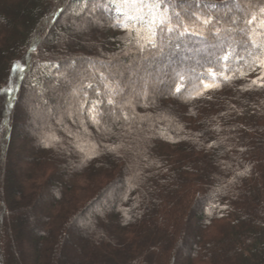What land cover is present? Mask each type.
<instances>
[{"label":"trees","instance_id":"obj_1","mask_svg":"<svg viewBox=\"0 0 264 264\" xmlns=\"http://www.w3.org/2000/svg\"><path fill=\"white\" fill-rule=\"evenodd\" d=\"M52 1L0 0V264H264V67L230 60L197 96L216 37L140 52L110 0ZM201 5L235 43L230 17L264 0ZM28 131L24 166L5 162Z\"/></svg>","mask_w":264,"mask_h":264},{"label":"snow or ice","instance_id":"obj_2","mask_svg":"<svg viewBox=\"0 0 264 264\" xmlns=\"http://www.w3.org/2000/svg\"><path fill=\"white\" fill-rule=\"evenodd\" d=\"M202 7L214 9L216 5H201V0H110L107 10L111 13L113 8L115 9L117 26L129 33V43H134L140 52H144L146 49L163 51L159 42L165 37L169 38L171 45L172 38L175 36L177 49L181 47L179 41L183 37H193L199 41H206L208 35L216 37L217 39H214L202 50L203 61L199 57L195 61L201 67L206 66L207 74L213 81L209 83L207 80L201 79L203 90L196 93L199 96L203 94V91L220 86L217 81L218 76L224 80L231 78L225 75L230 60L240 61L247 57L253 64L259 62L264 67V7H260L258 12L250 14V18H247L245 22L246 27L227 30L229 33L239 31L243 35L244 39L235 43L231 41V37L228 39L218 38L220 29L215 24H219L220 21L216 17L206 15L202 10L193 11L194 8ZM236 7L239 9V4H236ZM230 20L233 25H237L241 17H230ZM197 23L202 27L198 28ZM215 64H222L224 70L218 72L213 66ZM187 70L195 71L194 68ZM17 71L23 72L24 69L18 68ZM203 74L201 72L200 75L203 76ZM241 74L243 75V73ZM167 75L170 79L173 78L171 74ZM175 76L180 81L175 84V93L179 94L184 87L185 76L182 71L175 72ZM258 80H264V77L258 78ZM257 82V80L252 81L253 84ZM11 91L13 89H9V93ZM144 94H148L147 82ZM108 103L112 104L113 101L108 100ZM88 113L89 119L94 123H101L104 113L97 110L96 103L91 104ZM124 118L128 119L127 114Z\"/></svg>","mask_w":264,"mask_h":264},{"label":"rangeland","instance_id":"obj_3","mask_svg":"<svg viewBox=\"0 0 264 264\" xmlns=\"http://www.w3.org/2000/svg\"><path fill=\"white\" fill-rule=\"evenodd\" d=\"M95 0H92V1H90V3H89V9H91V10H94V5H96L95 3H97L96 1L94 2ZM70 2V0H53L47 7L49 8V9H51V10H53V13H59V12H62V11H65L66 10V8L68 9L67 10V15H64L63 17H65V16H69L70 14H71V12L73 11V6L71 5V7H69L68 6V3ZM46 7V8H47ZM230 9V8H229ZM63 13V12H62ZM61 13V14H62ZM65 13V12H64ZM233 17H236V15L235 14H233ZM81 26V28H84V26H86V24H81L80 25ZM229 28H235V25H231V26H229ZM85 29V28H84ZM85 32V30H80V32H78V33H76V34H73V36L75 37V39L76 40H80L81 39V37H82V35H83V33ZM194 61L193 60H191V61H189V62H185V63H180V65H181V67H185L186 65H188L189 63H193ZM179 67V66H178ZM180 67V68H181ZM92 68H93V66H92ZM177 70V69H179V68H172L171 70ZM169 71L168 73L169 74H174V72L175 71ZM160 78V77H159ZM167 81H165V80H162V81H158L157 83L159 84V85H161L162 83L164 84V83H166ZM134 94H135V92H134ZM22 133H23V131H22ZM27 133V134H26ZM24 135H23V138H21L20 139V141H19V143H17V146L14 148V150H13V153H12V156L11 157H8V158H6L5 159V162H11V160H16L17 161V165H18V167H23L24 165V162H25V160H26V156H27V152H25V151H27V149H29L30 147H28V146H26L25 145V143H27L28 141V138L27 137H30V135L31 134H29V131L28 132H26ZM111 198V197H110ZM109 200V199H108ZM25 249V251H26V253H27V255H28V257H31V250H29V249H26V248H24Z\"/></svg>","mask_w":264,"mask_h":264}]
</instances>
